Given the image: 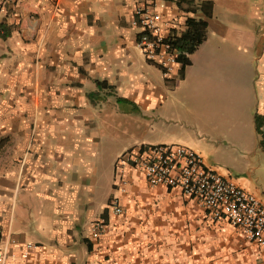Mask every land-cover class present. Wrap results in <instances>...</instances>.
<instances>
[{"label":"crops","instance_id":"0c3cea01","mask_svg":"<svg viewBox=\"0 0 264 264\" xmlns=\"http://www.w3.org/2000/svg\"><path fill=\"white\" fill-rule=\"evenodd\" d=\"M140 5L207 22L182 77L138 47ZM0 23L11 29L0 37L8 264H264L241 229L141 171L124 173L123 214L108 208L117 158L141 143L190 147L264 203V0L0 1ZM25 243L37 245L28 258Z\"/></svg>","mask_w":264,"mask_h":264},{"label":"built area","instance_id":"2783aa9c","mask_svg":"<svg viewBox=\"0 0 264 264\" xmlns=\"http://www.w3.org/2000/svg\"><path fill=\"white\" fill-rule=\"evenodd\" d=\"M18 2L19 0H0ZM133 26L139 29L137 45L145 58L158 65L166 76L172 74L178 63V52L169 38L180 35L185 26L165 22L161 13L140 5L134 12ZM117 183L108 208L112 214L124 212L122 195L127 192L124 173L128 169L141 171L149 186L179 188L183 195L195 199L214 221H227L241 229L246 238L264 247V203L255 194L240 187L232 179L209 166L203 156L181 144L141 143L119 156L115 163ZM108 223L100 218L93 223L91 235L99 239ZM34 243H25L23 256L28 258ZM17 253L9 251L2 241L0 230V264H8Z\"/></svg>","mask_w":264,"mask_h":264},{"label":"trees","instance_id":"16d2710c","mask_svg":"<svg viewBox=\"0 0 264 264\" xmlns=\"http://www.w3.org/2000/svg\"><path fill=\"white\" fill-rule=\"evenodd\" d=\"M207 22L203 19L191 18L188 20L186 29L180 35L169 38L172 46L177 49L178 63L180 64V76L182 77L185 68L191 64V54L205 41L207 36ZM11 35L8 25L0 23V37L6 39ZM101 84V83H99Z\"/></svg>","mask_w":264,"mask_h":264},{"label":"rangeland","instance_id":"374dc122","mask_svg":"<svg viewBox=\"0 0 264 264\" xmlns=\"http://www.w3.org/2000/svg\"><path fill=\"white\" fill-rule=\"evenodd\" d=\"M153 142H155V141H153Z\"/></svg>","mask_w":264,"mask_h":264}]
</instances>
